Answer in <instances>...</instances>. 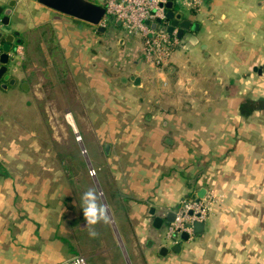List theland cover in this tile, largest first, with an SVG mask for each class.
Instances as JSON below:
<instances>
[{"label": "crops", "instance_id": "0c3cea01", "mask_svg": "<svg viewBox=\"0 0 264 264\" xmlns=\"http://www.w3.org/2000/svg\"><path fill=\"white\" fill-rule=\"evenodd\" d=\"M10 1L0 0V7ZM184 18L199 26L183 33L188 43L166 67L153 69L141 59L139 39L125 37L113 19L100 32L35 0H13L4 33L21 53L12 54L10 69L40 71L35 65L27 72L25 62L37 63L32 55L47 46L63 51V70L83 81L88 59L113 62L110 71L94 74L104 79L94 92L104 116L92 124V135L107 164V202L141 264H264V0H204ZM18 188L0 173V264L74 257L62 252L46 209L37 219L31 206L20 207ZM206 189L220 201L203 233L181 240L178 253L162 255V247H171L166 218L180 200ZM155 218L162 220L158 226ZM255 255L261 257L252 263Z\"/></svg>", "mask_w": 264, "mask_h": 264}, {"label": "rangeland", "instance_id": "374dc122", "mask_svg": "<svg viewBox=\"0 0 264 264\" xmlns=\"http://www.w3.org/2000/svg\"><path fill=\"white\" fill-rule=\"evenodd\" d=\"M88 1L98 4V0ZM181 11L183 17L188 16L189 11ZM47 35L45 31L44 36ZM50 47H45L42 55H32L37 63L29 58L25 62L26 71L35 65L40 71L15 73L10 69L9 75L18 79L12 88L0 81V173L19 187L17 201L25 211L31 206L38 219L43 208L47 210L45 218L52 225L55 223L58 244L65 257L81 256L87 264H141L121 236L113 206L107 202V164L102 144L92 135V129L104 116L101 100L94 93L104 79L94 74L103 73L104 69L110 71L113 62L106 56L88 59L83 81L63 70V51H51ZM91 64L98 66L97 72ZM23 83L25 88L21 87ZM90 188H95L107 205L118 240L110 222L96 225L98 235L89 236L81 197ZM247 258L251 262V256Z\"/></svg>", "mask_w": 264, "mask_h": 264}, {"label": "built area", "instance_id": "2783aa9c", "mask_svg": "<svg viewBox=\"0 0 264 264\" xmlns=\"http://www.w3.org/2000/svg\"><path fill=\"white\" fill-rule=\"evenodd\" d=\"M170 0H98V5L104 10L100 25L104 26L108 19H113L122 27L127 38H137L140 41L141 59L148 65L156 68L166 67L172 55L179 49L185 48L188 40L177 37L178 28L166 32L169 21L165 22L166 4ZM174 14L181 13L182 9L189 12H199L204 0H171ZM182 14V13H181ZM155 25L152 29L151 25ZM17 55L21 47L16 48ZM1 55V44H0ZM90 175H94L91 171ZM220 201V196L213 189H206L199 198L182 199L174 209V218L167 225L164 240L172 246L181 242V234L190 241L194 237L195 223H205L213 208ZM61 264H87L81 256L72 257Z\"/></svg>", "mask_w": 264, "mask_h": 264}, {"label": "water", "instance_id": "95a60500", "mask_svg": "<svg viewBox=\"0 0 264 264\" xmlns=\"http://www.w3.org/2000/svg\"><path fill=\"white\" fill-rule=\"evenodd\" d=\"M35 2L47 9L53 10L59 14L71 17L80 22L96 26L97 30L103 32V28L100 25V22L104 16V10L98 4L92 3L88 0H35ZM13 0L6 7H0V44H1V55H0V80L3 82H8L9 85H13L15 80L9 75L10 65L14 62V57L12 54L16 51V46L13 45L14 36L6 35L4 33L5 29L9 25V16L12 12ZM166 18L165 22L169 21V27H167L166 32L170 33L172 28L177 27V37L180 38L185 30L191 29L195 30L199 26L198 23L192 22L189 19L183 17L181 13L174 14L173 3L170 0L166 4ZM151 28L154 29L155 25H151ZM264 70V67H262ZM255 71H257L255 69ZM259 72V71H258ZM133 86L139 84V79L135 76L129 78ZM22 88H25V84H22ZM104 151L107 154L109 151V145L104 146ZM202 197V196H199ZM104 202V201H103ZM174 218V215H169L166 218L167 223L171 222ZM162 220L159 218L154 219V225L158 226ZM110 223L113 227V222L110 218ZM114 229V228H113ZM115 231V230H114ZM204 231L203 223H195L193 226V233L196 235H201ZM180 239L183 241L187 240L185 234H181ZM168 251H173L178 253L180 251V245H172L169 249L162 247L161 254L164 255Z\"/></svg>", "mask_w": 264, "mask_h": 264}, {"label": "clouds", "instance_id": "9594fccd", "mask_svg": "<svg viewBox=\"0 0 264 264\" xmlns=\"http://www.w3.org/2000/svg\"><path fill=\"white\" fill-rule=\"evenodd\" d=\"M81 200L85 226L88 228L89 236L95 238L98 235L95 226L100 223L107 224L110 221L109 209L95 188H90L84 192Z\"/></svg>", "mask_w": 264, "mask_h": 264}, {"label": "flooded vegetation", "instance_id": "af4514ba", "mask_svg": "<svg viewBox=\"0 0 264 264\" xmlns=\"http://www.w3.org/2000/svg\"><path fill=\"white\" fill-rule=\"evenodd\" d=\"M185 31H186V30H185ZM185 31H184V32H185ZM0 81H2V80H0ZM6 83H8V82H6Z\"/></svg>", "mask_w": 264, "mask_h": 264}, {"label": "trees", "instance_id": "16d2710c", "mask_svg": "<svg viewBox=\"0 0 264 264\" xmlns=\"http://www.w3.org/2000/svg\"><path fill=\"white\" fill-rule=\"evenodd\" d=\"M75 257V256H74Z\"/></svg>", "mask_w": 264, "mask_h": 264}]
</instances>
